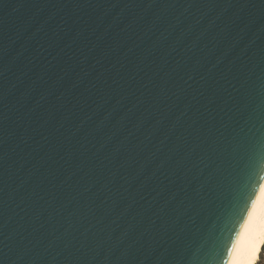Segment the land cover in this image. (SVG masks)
<instances>
[{"label":"water","instance_id":"water-1","mask_svg":"<svg viewBox=\"0 0 264 264\" xmlns=\"http://www.w3.org/2000/svg\"><path fill=\"white\" fill-rule=\"evenodd\" d=\"M264 172V0H0V264H225Z\"/></svg>","mask_w":264,"mask_h":264},{"label":"bare ground","instance_id":"bare-ground-1","mask_svg":"<svg viewBox=\"0 0 264 264\" xmlns=\"http://www.w3.org/2000/svg\"><path fill=\"white\" fill-rule=\"evenodd\" d=\"M262 186H264V172L233 242L235 247L232 245L231 255L228 254L225 264H233V261L236 264H256L251 258L255 255L252 249L254 247L259 251L261 244H264V235L259 226L261 217L264 216V188ZM253 202H255L254 209L251 207Z\"/></svg>","mask_w":264,"mask_h":264},{"label":"snow or ice","instance_id":"snow-or-ice-1","mask_svg":"<svg viewBox=\"0 0 264 264\" xmlns=\"http://www.w3.org/2000/svg\"><path fill=\"white\" fill-rule=\"evenodd\" d=\"M262 188H264V186H262ZM253 209L255 208V202H253L252 206ZM249 216H251V212H249ZM233 247H235V245H233ZM232 250L229 249V254L231 255ZM252 252L255 253L254 256H252L251 258L253 260H255L256 264H264V244H261V247L259 249V251H257L254 247L252 249Z\"/></svg>","mask_w":264,"mask_h":264},{"label":"clouds","instance_id":"clouds-1","mask_svg":"<svg viewBox=\"0 0 264 264\" xmlns=\"http://www.w3.org/2000/svg\"><path fill=\"white\" fill-rule=\"evenodd\" d=\"M259 226H260V230H261L262 235H264V216L261 217ZM233 264H236V262L233 261Z\"/></svg>","mask_w":264,"mask_h":264}]
</instances>
